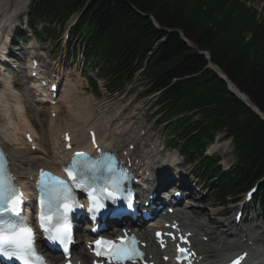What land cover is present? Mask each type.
Masks as SVG:
<instances>
[{
  "label": "trees",
  "instance_id": "obj_1",
  "mask_svg": "<svg viewBox=\"0 0 264 264\" xmlns=\"http://www.w3.org/2000/svg\"><path fill=\"white\" fill-rule=\"evenodd\" d=\"M84 1L34 0L37 14L62 19ZM86 14L94 28L88 34L93 56L106 60L116 75L131 69L135 61L139 66L147 52L158 46L145 75L153 89L162 90V119L203 107L198 122L189 124L187 118L172 122L174 130L183 129L182 137H189V145L198 144L202 136L209 141L210 133L227 125L240 152L238 174L243 180L239 185L264 172V122L213 71H201L207 60L197 53L207 51L209 60L264 113V23L254 20L253 11L237 0H90ZM151 16L160 27L173 31L156 30ZM246 32L248 41H244ZM202 123L203 129L190 135ZM259 192L264 198V187Z\"/></svg>",
  "mask_w": 264,
  "mask_h": 264
},
{
  "label": "snow or ice",
  "instance_id": "obj_2",
  "mask_svg": "<svg viewBox=\"0 0 264 264\" xmlns=\"http://www.w3.org/2000/svg\"><path fill=\"white\" fill-rule=\"evenodd\" d=\"M92 135L93 143H95V134ZM65 138L69 139L67 136ZM67 146L70 148L71 144L69 143ZM107 167L111 168L112 166L108 165ZM98 168L99 163L83 152L75 153L72 164L65 168L71 183L76 188H83L88 191L92 201V207L89 208L90 212H98L105 207L104 204L99 203L96 196L97 192L106 193L108 199L113 202L126 199L122 191V182L127 179L126 173H123L121 178L106 181L99 188L90 187L85 183L87 173H95ZM74 170L78 171L79 178L77 171ZM44 175V171L41 170V177ZM48 177L47 181H40V227L50 242L63 245L64 251L67 252V242L71 240L67 224L68 213L74 207L82 206L73 204L72 189L67 181L51 174H48ZM21 203L22 196L7 167V157L3 148L0 147V214H11L8 219H0V255L9 259L15 258L21 264H33V260L43 264V258L35 251L34 232L27 226L26 221L20 217ZM94 243L97 247L95 255L97 257H107L109 261H114L115 264H124L125 261H135L143 258V253L137 247L139 242L134 236L127 239L120 238L117 241L101 238ZM181 251L185 250L181 249ZM243 258V256L238 257L233 264H239Z\"/></svg>",
  "mask_w": 264,
  "mask_h": 264
},
{
  "label": "bare ground",
  "instance_id": "obj_3",
  "mask_svg": "<svg viewBox=\"0 0 264 264\" xmlns=\"http://www.w3.org/2000/svg\"><path fill=\"white\" fill-rule=\"evenodd\" d=\"M1 10V9H0ZM3 12V9H2ZM8 86V84H6ZM72 86L65 80L63 82V100L62 103L65 102L68 97H71L72 93ZM4 89L0 92V136L4 138L5 141L9 143V141H14L17 142V146L14 148H7L8 151H10L11 156L13 157V162L22 168H29L30 166H36V168L43 167L45 166H51L54 161H57L60 157H62V153L58 151V146H57V141L60 140V136L62 135L63 132L69 131L72 134V140H73V149L78 148L79 145H81L80 139H82V135L80 133H77L79 131V128L75 127L71 123L67 122L66 120L59 121L57 118V115H55L53 118L48 119V130L49 133L52 134L54 137L50 136V145L51 149H54L57 152V155L54 156L53 160H49V154L47 153L46 149L42 145L43 139L42 136L40 137L41 143L36 144V150L34 153L35 156H30L29 154H33L28 151V146L23 145L22 143H19V128L22 127L23 125H27L29 123V120L25 116L26 109L24 107L23 101L20 98V95H17L15 93H12L11 91H8L7 96L8 97H14L15 102L14 103H7L8 102V97L2 94ZM7 101V102H6ZM13 106V110H11V107ZM54 112H56V108H53ZM80 112L72 114V109L68 105L67 109V114H69L71 117H73L75 120L81 121L83 124V121L87 123V128H88V123L92 121V117H90L86 110L84 105L81 104L80 107ZM38 114V111H37ZM12 118V121H11ZM89 121V122H88ZM32 135L36 134V131L34 132L31 128H29ZM13 134V136L11 135ZM37 135V134H36ZM101 139H104V136L101 135ZM19 143V144H18ZM42 144V145H41ZM43 147V148H42ZM57 147V148H56ZM16 149V151L12 150ZM25 153V161L20 160L18 158V154ZM191 225H200L199 222L192 221ZM147 240L148 246L145 249L146 253L149 252L151 255H156L158 252L154 247L152 246L151 240L148 238H143ZM235 246L237 244H234ZM234 249H228L226 247H211L210 250L206 251L207 254H200L201 256H211L213 259V264L220 261V259H223L227 256L230 255ZM84 256V254H83ZM87 258V256L85 257ZM77 259H74L75 261ZM161 264V263H159Z\"/></svg>",
  "mask_w": 264,
  "mask_h": 264
},
{
  "label": "rangeland",
  "instance_id": "obj_4",
  "mask_svg": "<svg viewBox=\"0 0 264 264\" xmlns=\"http://www.w3.org/2000/svg\"><path fill=\"white\" fill-rule=\"evenodd\" d=\"M0 1H4V0H0ZM27 1L28 0H8V4L5 6L4 9L9 10V12L15 11V9L20 8ZM254 3L253 4L256 7H261V6L264 7V1L255 0ZM21 11H19V12H21ZM262 14L264 15V9H263V13ZM55 53H56V51H53V54H55ZM140 90H141V87H138L136 91H133L132 90L131 93L136 96L140 92ZM130 97L131 98H134V96H125L123 98L122 97H119V96H112L111 97V101L117 100L118 102H123V101L129 99ZM136 101L137 100L135 99L134 103L132 104V107L133 108H140V107H142L141 104H143V106L145 108L146 105H147V99L140 98L139 101H137V102ZM144 111L145 110L138 109L137 110V113L141 116V118L143 120H145L146 125L149 128V132L151 133V135H153L155 138L160 139L162 137V132L160 131V128L159 127L158 128L157 127L156 128L154 127V125H153V119H154V117L148 116V114L145 115L144 114ZM28 112L30 113V115H31L32 118H35V112L33 110H29ZM231 160H232V158H231ZM212 200H213L212 199V196H210V197H208V200L207 201L208 202H212Z\"/></svg>",
  "mask_w": 264,
  "mask_h": 264
}]
</instances>
